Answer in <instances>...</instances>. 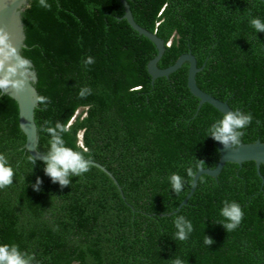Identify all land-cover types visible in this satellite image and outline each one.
<instances>
[{"label":"trees","instance_id":"obj_1","mask_svg":"<svg viewBox=\"0 0 264 264\" xmlns=\"http://www.w3.org/2000/svg\"><path fill=\"white\" fill-rule=\"evenodd\" d=\"M136 24L164 42L159 69L190 52L201 70L197 87L233 110L252 115L240 144L264 143V0H126ZM30 0L21 14L24 47L38 97L37 150L46 152L47 127L63 126L67 147L103 166L70 176L61 187L24 148L15 101L0 91V154L13 182L0 188V243L16 244L39 264H264V165L226 163L216 178L202 175L187 203L197 168L219 159L208 128L222 113L192 96L188 64L151 83L147 64L157 51L122 19L119 0ZM87 57L93 63L85 64ZM88 88L90 94L80 96ZM235 145L233 147H237ZM179 174L174 192L168 177ZM40 178L39 191L32 185ZM241 206L233 230L222 227L223 201ZM193 226L176 238L173 221ZM204 236L213 243L206 245Z\"/></svg>","mask_w":264,"mask_h":264},{"label":"water","instance_id":"obj_2","mask_svg":"<svg viewBox=\"0 0 264 264\" xmlns=\"http://www.w3.org/2000/svg\"><path fill=\"white\" fill-rule=\"evenodd\" d=\"M29 1L0 0V91L1 94L10 97L17 104L19 127L25 135V150L34 160L45 163L37 150L38 139L34 122V109L38 103V94L32 84L36 81V75L30 69L32 66L31 63L22 58L20 54L21 49L24 47L25 39L21 14L28 6ZM119 2L124 9L122 19L127 22L132 30L151 41L156 48L157 53L155 57L147 64V71L151 77V83L157 78L168 77L184 63H187V88L190 94L199 100L198 107L206 103L222 114L233 111L226 102L214 98L197 87L195 75L201 68L197 67L196 59L190 52L179 56L171 66L159 69L157 63L165 51L164 42L154 33L136 24L126 0H119ZM216 146L219 153L216 166L213 169H204L201 167L197 169L188 194L178 207L168 215L177 213L187 203V200L195 190L200 176L207 175L216 178L226 163H234L241 166L245 162L252 161L255 164L257 175L262 180L259 167L260 165H264V143L255 141L253 143L241 144L237 147L230 146L229 148H224L217 142ZM89 165L95 166L106 173L122 195L117 181L103 166L91 161H89Z\"/></svg>","mask_w":264,"mask_h":264},{"label":"clouds","instance_id":"obj_3","mask_svg":"<svg viewBox=\"0 0 264 264\" xmlns=\"http://www.w3.org/2000/svg\"><path fill=\"white\" fill-rule=\"evenodd\" d=\"M44 7V0H40ZM251 26L257 33H264V21L258 17L250 19ZM85 64L93 63L92 57H87L84 60ZM91 90L83 88L79 95L84 96L90 94ZM47 98L43 96L37 97V101L43 103ZM252 121L250 113H244L239 110L228 111L222 115V118L216 120L207 130L208 137L215 142L221 144L224 148L240 144V137L242 136L241 129L245 128ZM63 131V126L58 122L55 127H47L46 132L50 135L49 147L46 152L40 153L41 159L45 162L43 172L48 176L53 183H57L61 187L70 184V176H80L89 169V160L85 158L82 152L76 151L65 145V142L60 134ZM203 164L202 160L196 158L187 168V174H193V168L199 169ZM13 168L8 163L7 158L0 154V188L12 184ZM171 188L174 192H180L183 188V179L177 174L173 173L168 177ZM41 181L37 177L36 184L32 185L34 191H39ZM219 214L224 218V223L220 224L226 230H233L241 222L243 211L241 206L234 201H223L222 207L219 209ZM174 228L176 238L180 240L187 239L192 232L193 226L190 220L183 215L175 217ZM204 243L211 245L213 241L204 236ZM0 264H39L34 255L21 251L16 244L0 243ZM172 264H183L180 258H175Z\"/></svg>","mask_w":264,"mask_h":264}]
</instances>
